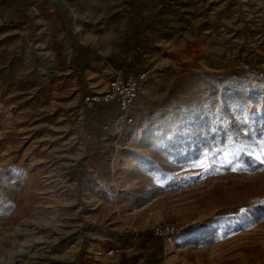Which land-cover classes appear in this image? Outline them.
Masks as SVG:
<instances>
[{
	"label": "rangeland",
	"instance_id": "374dc122",
	"mask_svg": "<svg viewBox=\"0 0 264 264\" xmlns=\"http://www.w3.org/2000/svg\"><path fill=\"white\" fill-rule=\"evenodd\" d=\"M162 1L0 0V264H264V0Z\"/></svg>",
	"mask_w": 264,
	"mask_h": 264
},
{
	"label": "built area",
	"instance_id": "2783aa9c",
	"mask_svg": "<svg viewBox=\"0 0 264 264\" xmlns=\"http://www.w3.org/2000/svg\"><path fill=\"white\" fill-rule=\"evenodd\" d=\"M150 80L149 72H139L126 77L114 75L110 81V91L113 98V103L117 106L120 113V120L123 123L131 122V114L135 104L140 96L141 91L148 86ZM87 101H90L87 98ZM96 101L94 98L92 102ZM161 228L154 230L155 235L162 234ZM119 253L117 249H111L108 254L116 256Z\"/></svg>",
	"mask_w": 264,
	"mask_h": 264
},
{
	"label": "crops",
	"instance_id": "0c3cea01",
	"mask_svg": "<svg viewBox=\"0 0 264 264\" xmlns=\"http://www.w3.org/2000/svg\"><path fill=\"white\" fill-rule=\"evenodd\" d=\"M126 5L129 8L131 17L140 18L137 21L142 24L143 28H145V25H152L153 28H158L165 21L164 17L168 16L166 1L126 0Z\"/></svg>",
	"mask_w": 264,
	"mask_h": 264
},
{
	"label": "bare ground",
	"instance_id": "6f19581e",
	"mask_svg": "<svg viewBox=\"0 0 264 264\" xmlns=\"http://www.w3.org/2000/svg\"><path fill=\"white\" fill-rule=\"evenodd\" d=\"M78 249V247H77ZM89 253L91 255H93L95 257V259L97 260H103V261H106V259L101 255L99 254L98 252H96V250L94 249L93 246H90L89 247ZM74 261L73 258H65V259H57L56 257H50V261L48 263H45V264H72ZM37 262H34V264H36Z\"/></svg>",
	"mask_w": 264,
	"mask_h": 264
},
{
	"label": "snow or ice",
	"instance_id": "6c2138e0",
	"mask_svg": "<svg viewBox=\"0 0 264 264\" xmlns=\"http://www.w3.org/2000/svg\"><path fill=\"white\" fill-rule=\"evenodd\" d=\"M261 157H264V148L261 149V153L260 155H258L256 157L257 160H259L261 163H264V159H261ZM229 163H231V161H229ZM193 166L195 167H200L202 168L203 170L207 171L211 165L204 159H201V160H198V161H195ZM242 165H237L236 167H233V171H236L238 167H241ZM243 211V209H242Z\"/></svg>",
	"mask_w": 264,
	"mask_h": 264
},
{
	"label": "trees",
	"instance_id": "16d2710c",
	"mask_svg": "<svg viewBox=\"0 0 264 264\" xmlns=\"http://www.w3.org/2000/svg\"><path fill=\"white\" fill-rule=\"evenodd\" d=\"M264 211V210H263Z\"/></svg>",
	"mask_w": 264,
	"mask_h": 264
}]
</instances>
